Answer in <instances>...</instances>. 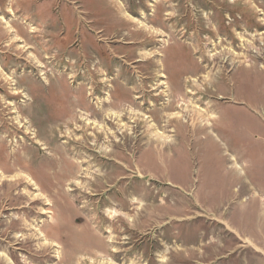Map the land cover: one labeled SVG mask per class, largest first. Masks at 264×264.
I'll use <instances>...</instances> for the list:
<instances>
[{
  "label": "rangeland",
  "instance_id": "obj_1",
  "mask_svg": "<svg viewBox=\"0 0 264 264\" xmlns=\"http://www.w3.org/2000/svg\"><path fill=\"white\" fill-rule=\"evenodd\" d=\"M0 264H264V0H0Z\"/></svg>",
  "mask_w": 264,
  "mask_h": 264
},
{
  "label": "bare ground",
  "instance_id": "obj_2",
  "mask_svg": "<svg viewBox=\"0 0 264 264\" xmlns=\"http://www.w3.org/2000/svg\"><path fill=\"white\" fill-rule=\"evenodd\" d=\"M39 48V47H38ZM198 84V83H197ZM196 86V85H194ZM130 89V88H129ZM196 92V91H195ZM188 96V95H187ZM79 98V97H78ZM190 99V98H189ZM73 101V100H72ZM184 102V101H183ZM185 104V103H184ZM164 106V105H163ZM193 106V105H192ZM195 106V105H194ZM154 109H157L156 107ZM208 109V108H206ZM152 110V109H151ZM197 111V112H196ZM195 112L197 113L198 116L202 117L204 120L207 121V116H208V113L209 111L205 110V109H197L195 110ZM208 112V113H207ZM186 113V112H185ZM186 115V114H185ZM191 115V114H190ZM177 117V116H176ZM211 119V118H209ZM195 120V119H194Z\"/></svg>",
  "mask_w": 264,
  "mask_h": 264
}]
</instances>
